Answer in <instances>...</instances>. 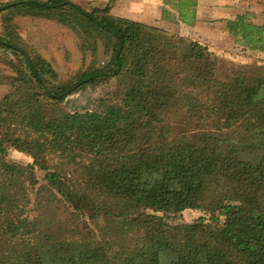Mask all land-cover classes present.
<instances>
[{
  "label": "trees",
  "instance_id": "trees-1",
  "mask_svg": "<svg viewBox=\"0 0 264 264\" xmlns=\"http://www.w3.org/2000/svg\"><path fill=\"white\" fill-rule=\"evenodd\" d=\"M65 13L81 50L96 57L100 44L108 61L57 82L13 41L12 18ZM0 15V51L17 60L0 101V264H264V63L221 76L207 46L113 17L109 5L15 0ZM227 28L264 50V26L239 15ZM111 82L114 99L95 110L62 107ZM9 149L32 162L7 161ZM55 200L98 235L37 228L27 214ZM186 210L204 216L175 222Z\"/></svg>",
  "mask_w": 264,
  "mask_h": 264
},
{
  "label": "rangeland",
  "instance_id": "rangeland-1",
  "mask_svg": "<svg viewBox=\"0 0 264 264\" xmlns=\"http://www.w3.org/2000/svg\"><path fill=\"white\" fill-rule=\"evenodd\" d=\"M250 2L251 5L249 4L248 10L244 9L240 15H245L246 20H249L251 24L264 26V0H250ZM6 3H9V1L0 0V5ZM79 6L86 11H90L93 7L91 3H84V5ZM68 24L69 16L67 13L53 16L49 20L20 16L12 18V33L15 36L13 41L24 46L32 57L40 56L46 60L56 72L58 77L57 82L68 81L75 73L85 70L92 63L94 66L100 68L108 61V56L103 54L100 44L98 45L96 57H92L90 53L81 50L79 39L67 27ZM2 34L3 21L2 15H0V36ZM184 38L192 39L188 36ZM192 40L207 46L214 55L218 56L220 61L218 71L221 76L236 66L264 63V50H247L241 46L239 39L231 34L225 41L216 43L215 45L209 42ZM9 61L16 63L17 60L10 54H4L0 51V101L11 91L5 79V77L13 76L14 74L8 65ZM114 90L113 82L97 88H86L68 96L64 100L62 107L69 113L92 111L97 108L100 99H114L111 96ZM7 161L25 166L30 164L32 159L26 154L9 149ZM35 175L38 182L43 184V175L38 171L35 172ZM70 212L71 210H68L65 205L55 200L50 208L42 207L37 212L28 213L27 216H30L31 219L32 217H37V220L40 222V226H37V228L40 227V230H52L56 225L62 224L68 227H78L84 233L98 235L99 228L92 222L88 221L87 218L79 217L77 219L71 216ZM203 216L204 214L200 211L186 210L181 214L180 220H175V222L191 223ZM204 218L208 217L205 216ZM102 225H104L102 222L98 223V226Z\"/></svg>",
  "mask_w": 264,
  "mask_h": 264
},
{
  "label": "crops",
  "instance_id": "crops-1",
  "mask_svg": "<svg viewBox=\"0 0 264 264\" xmlns=\"http://www.w3.org/2000/svg\"><path fill=\"white\" fill-rule=\"evenodd\" d=\"M12 2L14 0H4ZM77 5H109V14L170 34L220 43L229 38L227 23L251 5L250 0H73Z\"/></svg>",
  "mask_w": 264,
  "mask_h": 264
}]
</instances>
